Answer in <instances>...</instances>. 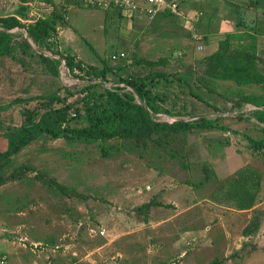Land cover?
Returning a JSON list of instances; mask_svg holds the SVG:
<instances>
[{
  "label": "rangeland",
  "instance_id": "obj_1",
  "mask_svg": "<svg viewBox=\"0 0 264 264\" xmlns=\"http://www.w3.org/2000/svg\"><path fill=\"white\" fill-rule=\"evenodd\" d=\"M1 3L0 17L17 16L30 26L58 16L60 29L44 42L45 47L36 44L26 30L16 29L13 32L24 34L33 49L21 48L11 57H0V108L19 98L27 100L0 110V151L8 148L10 132L67 105L72 107L71 124L84 126L86 121H77L71 114L86 120L90 106L103 102L100 92L123 87L118 73L140 78L168 72L191 79L202 71L200 62L207 52H197L196 45L178 46L185 40L181 27L169 25L172 29L148 34V27L139 30V23L131 21L137 22L135 28L118 11L89 8L80 0ZM208 4L203 10L215 18L233 20L236 33L259 30L264 73V10L254 3L253 8L227 4L228 11L217 0ZM21 6L28 8L25 19L18 12ZM160 16L173 18L170 13ZM42 55L60 60L58 76L55 63L45 62ZM66 56L75 58L83 70L77 67L71 72L62 61ZM104 62L111 68L105 81L91 70L103 69ZM205 83L214 93L203 91L202 96L220 113L192 98L186 85L160 80L148 87L160 111L154 118L168 124L221 118L224 131L156 133L94 142L44 135L4 163V176L10 179L14 173L0 186V253L9 257V264H49L69 246V252L73 248L77 254L75 260L87 262L83 264H264V153L247 139L264 138V126L253 118L255 106L234 108L244 95H264V88L212 79ZM225 196L229 198L225 203L235 209L259 207L242 214L237 213L239 209L230 210L222 226L214 209ZM152 200L165 207L138 211ZM254 216L261 220V231L252 246L233 249L231 259L225 258L229 250L224 251V233L230 230L241 237L242 228ZM173 217L177 219L169 223ZM209 227L216 238L214 248L201 247L191 235L192 229L207 233ZM181 228L186 234L177 240L175 234ZM102 230H106L104 237Z\"/></svg>",
  "mask_w": 264,
  "mask_h": 264
},
{
  "label": "trees",
  "instance_id": "obj_2",
  "mask_svg": "<svg viewBox=\"0 0 264 264\" xmlns=\"http://www.w3.org/2000/svg\"><path fill=\"white\" fill-rule=\"evenodd\" d=\"M18 12L21 14L22 19H25L28 8L21 6ZM57 17L39 19L30 26H25L17 16L0 17V57H11L21 48L33 49L24 34L13 32L16 29L26 30L36 44L45 47L44 42L58 33L57 26L59 22ZM259 36V30H255L253 33L228 34L220 42L219 50L200 62L202 71L199 75L193 74L191 79H187L181 74L168 72H156L140 78L123 76L118 73L120 84L123 87L100 92V99L103 102L100 106H90L86 120L80 114H77L75 120L86 121L84 126L71 124L69 111L72 107L70 105L53 110L38 122H27L7 135L8 148L0 151V186L5 185L11 177H14V173L10 176V179L4 176V163L44 135L54 139L64 138L94 142L151 137L156 133L182 134L193 130H226L219 124L221 118L215 120L201 118L196 121H178L173 124L156 121L154 115L160 113V111L156 107L154 99L150 97L148 87L160 80L169 84L186 85L192 98L220 113L216 106L211 105L202 96L203 91L210 94L214 93V90L205 83V80L212 79L219 82H234L240 86H261L264 88V73L261 68L263 58L258 47ZM42 58L49 64L55 63L54 75L58 76L60 60H51L43 55ZM64 59L71 72H74L77 67L82 69L83 65L76 63L75 58L72 56L63 57L62 61ZM91 70L97 79L105 81L111 68L104 62L103 69L91 68ZM89 87H92V85ZM124 89L130 91L124 93L122 92ZM26 101L20 98L13 100L7 106L1 107L0 110H9L15 104ZM245 105H253L257 108L253 118L259 125L264 126V95H244L234 105V108L241 109ZM247 139L256 151L264 153V138L247 137ZM52 182L59 191L67 193L63 186L56 181ZM160 206H163V204L152 201L140 207L138 211L148 212L153 207ZM259 226V217H257L244 230L243 235L246 237L253 236Z\"/></svg>",
  "mask_w": 264,
  "mask_h": 264
},
{
  "label": "crops",
  "instance_id": "obj_3",
  "mask_svg": "<svg viewBox=\"0 0 264 264\" xmlns=\"http://www.w3.org/2000/svg\"><path fill=\"white\" fill-rule=\"evenodd\" d=\"M217 1L222 2L224 4V10H227V11H228V9L226 7L227 4L232 5V6H237V7L247 6L249 8H253L252 7L253 3H254V7L256 5H259L261 7V9L264 10V0H217ZM247 1H249V4L247 3ZM205 5H209L208 0H192V1L189 0L183 5L185 8L183 16H180V17L176 16L175 17L172 15L173 18L169 19L165 16H160L161 15L160 14L159 15L160 17L158 16L153 22L145 21V23H148V24L141 23V21H137L139 23V24H137L138 29L140 30V27L145 25V27H148V32H149L148 34H150V33L152 34L153 32H155V33L159 32L160 33L161 30H164V29L166 30V29L171 28V27H169V25H175V28L181 27L185 31V33H183V37L185 40L182 41L183 42L182 44H178V46L182 47L184 45H192V46L196 45L197 52H204V53L207 52L206 55L203 57L205 59L206 57H209V56L215 54L219 50L220 42L223 41L228 34L236 33V26H235L233 20H230V19L227 20L226 18H224V16L219 17V15L215 18V16H213L212 13L203 10V7ZM218 5H219V7H221L220 3H218ZM257 8H259V7L257 6L256 9ZM252 11H253V9H252ZM221 13H223V10L221 11ZM126 22L131 23L135 28L137 27V25H136L137 22H135V23H132L130 21H126ZM58 29H60L59 23L57 26V30ZM194 34H198L199 36H201L202 40L199 42L192 41ZM199 46H202V50L198 49ZM122 54H124V53H122ZM5 57H7V56H5ZM1 58H4V57H1ZM227 199H229V198L226 196L222 197V199L220 200V203L222 206L221 205H215L217 210L215 211V209H214V214L217 215V218H220V220H221L220 224L222 226L225 225V220H226L225 214H227V213L230 214L231 213L230 210L236 211L239 209L237 211V213L242 214V213H248L250 211H253L257 207H259V206H255V207L253 206L252 207L253 209L250 208L251 210L243 211V210H240L239 207H238V209H235L233 206L232 207L230 205L228 206L225 203L227 201ZM152 201H158V200H152ZM158 202L162 203L161 201H158ZM222 202H224V203H222ZM160 207H165V204H163V206H160ZM195 207L190 208L186 211H190L191 209L194 210ZM208 211H209V209H208ZM183 212H185V211H183ZM208 213L213 214L212 212H208ZM211 214H208V215H211ZM176 217H178V215ZM257 217H259V216H254L252 218L249 217L250 221L242 228V230L240 232L239 236H241V237H237L230 230H227L224 233V237H225V239H224V251L226 249L229 250V251H225L226 253L224 252L225 258H228V257L230 258V256H228V255L231 251H233V249L238 251L241 249H247L248 248L247 246H252L251 242L254 240V237L257 234H259V232L261 231V220H260V218H259V225H260L259 229L253 234V236L246 237L243 235V232L250 224H252L253 220ZM175 219H177V218L173 217L172 219H170L168 221H169V223H171ZM164 223H166V222H164ZM210 228L211 227H209L206 230V232L208 231L207 232L208 234L205 233V231H203L202 229H197V228L195 230L192 229L191 235H194V238L196 240V244H200L201 247H202V245H206V247H209V248L215 247L216 238H215V235H213V229H210ZM102 231H104V230H102ZM181 233L186 234V230L181 228V230L177 231V234H175V236L177 237V240L179 238V235H181ZM187 233H189V232H187ZM100 235H101V233H100ZM104 236H106V233ZM244 238L248 239L245 241L246 242L245 244H243ZM247 241H250V242H247ZM179 242H180V240L177 243H179ZM104 248H105V246H103L102 248H99L97 251L100 252ZM66 249L67 250L64 251L65 254L53 256V259H52V261L49 262V264H83L85 262L84 259L75 260L73 258V257H77V254H75V252H72L73 248L70 250V252H69L70 246L66 247ZM43 257H44V255L39 256L38 258L42 259ZM48 259H49V257L46 258L47 262H48ZM44 261H45V259H44ZM85 263H87V262H85ZM36 264H39V263H36Z\"/></svg>",
  "mask_w": 264,
  "mask_h": 264
},
{
  "label": "built area",
  "instance_id": "obj_4",
  "mask_svg": "<svg viewBox=\"0 0 264 264\" xmlns=\"http://www.w3.org/2000/svg\"><path fill=\"white\" fill-rule=\"evenodd\" d=\"M89 8L99 9L105 12L118 11L120 17L128 21H147L153 22L160 14L170 13L173 16H183V5L188 0H80ZM194 41H201L202 37L198 34L193 35ZM202 50V46L198 47ZM125 57V54H122ZM66 63V61H64ZM76 118L77 114H71ZM106 231H102L104 236ZM0 264H9V257L0 253Z\"/></svg>",
  "mask_w": 264,
  "mask_h": 264
},
{
  "label": "water",
  "instance_id": "obj_5",
  "mask_svg": "<svg viewBox=\"0 0 264 264\" xmlns=\"http://www.w3.org/2000/svg\"><path fill=\"white\" fill-rule=\"evenodd\" d=\"M5 1H6V0H0V4L3 5L1 2H5ZM1 5H0V6H1Z\"/></svg>",
  "mask_w": 264,
  "mask_h": 264
}]
</instances>
